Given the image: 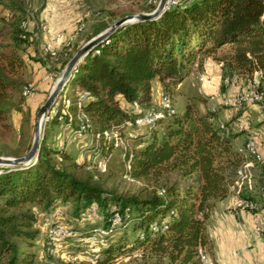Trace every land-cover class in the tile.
<instances>
[{
  "label": "trees",
  "instance_id": "16d2710c",
  "mask_svg": "<svg viewBox=\"0 0 264 264\" xmlns=\"http://www.w3.org/2000/svg\"><path fill=\"white\" fill-rule=\"evenodd\" d=\"M125 1L127 9L111 12H150L159 3ZM28 12L21 0H0L2 122L25 110L23 88L29 81L22 74L27 60L21 50L32 36L23 24ZM112 22L97 23L79 43L64 41L63 52H47L56 57L53 75H61L74 53ZM210 56L220 63L224 78L250 79L259 72L256 88L264 91V0H173L160 15L124 22L88 49L48 111L38 156L28 164L0 165V264H40L36 209L50 210L61 201H72L77 213L97 204L101 223L81 231L89 238L97 227L112 230L115 217L121 218L112 231L98 235L95 264H123L120 256L134 250L151 254L152 262L145 264H214L205 259L215 246L209 220L217 201L238 189L245 162L237 145L242 131L222 125L218 108L202 109L204 94L190 97L181 109L175 106L174 113L153 102L155 79L172 96ZM152 107L158 111L146 116L148 123H136ZM61 121L71 134L92 135L89 161L77 157L68 139L49 140ZM106 130L117 134L106 135ZM115 151L123 156L119 174L141 180L139 191L108 187L94 172L114 174ZM101 160L107 161L105 169ZM246 189L240 197L256 200ZM51 245L46 235L48 264H56Z\"/></svg>",
  "mask_w": 264,
  "mask_h": 264
},
{
  "label": "rangeland",
  "instance_id": "374dc122",
  "mask_svg": "<svg viewBox=\"0 0 264 264\" xmlns=\"http://www.w3.org/2000/svg\"><path fill=\"white\" fill-rule=\"evenodd\" d=\"M21 1L29 11L27 17L24 18L26 20L23 19L24 27L32 33V36L21 50V53L27 60L22 74L24 80L29 81V83L23 88V93L27 95V97L24 96L23 98L25 110L14 111L9 116V119L6 120L7 122L0 121V156H16V151L20 150V152H24L30 144L32 145L37 112L60 77V75L57 77L53 75L56 57L52 55L57 54L58 51H64V41L69 43L72 40L74 44L79 43L85 34L93 31L97 23L101 21L111 22L112 20L114 22V20L122 16V14L115 15L111 11L127 9L125 0ZM81 26H83V30L78 34L77 30ZM58 34H62V36L54 43L53 37L58 36ZM258 73L255 72L254 78L250 79L244 77L237 79L236 76L224 78L220 63L210 56L205 59L202 68L195 70L174 88L172 96L165 93L163 83L155 79L154 103L160 106L161 111L166 109L169 113H174L176 110L175 106L181 109L190 97L196 94H204L207 96V101L200 102L202 109L206 107L218 108L222 125L227 123L232 130L241 129L242 133L237 140V145L244 155L245 162L243 161V164L240 165L236 180L238 185L237 192L240 193L242 187L246 186L248 189H246V192L253 193L257 201L254 199H252L254 201L242 200L247 202L248 209H245L241 201L239 205L240 210L237 209L238 211L234 209L237 203L234 202L231 205V209L236 214L243 211L254 213V216L259 217L256 228L259 225L260 230H262L264 229V199L262 198V188L264 187V124L258 125L257 122L260 119H264V91L256 88L259 87V82H257ZM256 91L261 92L259 100L257 99ZM137 105H135L136 109L139 110L140 108ZM157 111L156 107L146 110L145 115L136 119V123L139 124L141 120L142 124L148 123L145 120L146 116L149 117L150 113ZM161 111H159L160 115ZM239 114H241V119H239ZM237 115L239 116L238 118ZM47 117V114L42 117L41 133L43 134ZM67 127L69 126L65 122L61 121L58 123L52 129L49 140L59 144L62 140L68 139L69 148L77 157L80 160L89 161L93 155L91 148L94 145V139L92 135L88 132L71 134L67 130ZM111 133L117 134V132L105 131L106 135H110ZM252 134L255 135L260 143L255 149L256 154L248 149L250 141L248 138ZM247 140L248 145L245 144ZM110 161L112 165L111 170L114 174L107 176V172H100L97 168L94 170V172L98 173L101 180L105 181L108 187L117 186L120 192L139 191L143 186L141 180L128 179L119 174L121 164L123 163V156L120 151H115ZM100 166L105 169L107 161L101 160ZM127 167L130 168L129 161H127ZM250 184L253 187L252 189L250 188ZM254 187L255 190H253ZM229 207L228 205V209ZM74 208L75 205L72 201H61L57 207L50 210L36 209L38 215L37 227L40 229V233L36 239L35 248L40 264H48L49 262L43 247L46 235L49 243L55 241L54 238H57L55 244L51 245L54 255V259L52 260L56 264L74 262L95 264L101 242L98 235L112 231L114 225L121 219L118 216L115 217L111 227L112 230L102 226L97 227L89 238L86 235H82L81 231H85L89 227L101 223V212L97 210L96 203H93L92 209L82 211L81 213H77ZM54 221L57 222L52 224ZM63 225L69 226L68 232L70 233H53L54 230H60ZM213 255L211 258L210 255L207 256L205 254V259L208 258V262L214 261ZM119 260L123 264H145L148 260L152 262V257L150 253L147 256L146 253L142 255L138 250H134L122 254Z\"/></svg>",
  "mask_w": 264,
  "mask_h": 264
},
{
  "label": "crops",
  "instance_id": "0c3cea01",
  "mask_svg": "<svg viewBox=\"0 0 264 264\" xmlns=\"http://www.w3.org/2000/svg\"><path fill=\"white\" fill-rule=\"evenodd\" d=\"M153 102H155L154 95ZM241 118L240 116L239 119ZM261 124H264V121ZM242 200L243 198L236 190L218 200L212 211L209 230L214 239L215 247L214 261H210L211 263L264 264V229H262L263 231L257 230V216H254V213L250 211L236 214L231 209V205L237 202L234 209L240 210L239 205ZM228 205L230 206L229 209Z\"/></svg>",
  "mask_w": 264,
  "mask_h": 264
},
{
  "label": "water",
  "instance_id": "95a60500",
  "mask_svg": "<svg viewBox=\"0 0 264 264\" xmlns=\"http://www.w3.org/2000/svg\"><path fill=\"white\" fill-rule=\"evenodd\" d=\"M170 0H159L158 6L153 11H138L133 13L125 14L119 18H117L114 22L111 23L107 28L103 31L86 41L69 59L67 64L65 65L62 74L58 78L55 86L50 91L45 102L40 106L37 112V119L35 124V135L31 148L28 152L22 155L16 156H0V164H12V165H20V164H28L33 161L35 157L38 156L40 152V147L43 141V133H41V123L40 120L43 115L48 114L50 107L52 106L55 98L57 97L60 89L63 87L64 82L66 81L69 73L71 72L74 65L81 59L84 53L90 49L95 43L100 41L103 37L109 34L111 31L115 30L120 24L136 20L139 18H147V17H155L162 13L165 9L166 5Z\"/></svg>",
  "mask_w": 264,
  "mask_h": 264
},
{
  "label": "built area",
  "instance_id": "2783aa9c",
  "mask_svg": "<svg viewBox=\"0 0 264 264\" xmlns=\"http://www.w3.org/2000/svg\"><path fill=\"white\" fill-rule=\"evenodd\" d=\"M171 1H173V0H170L169 3H170ZM61 35H62V34H58V36L53 37V38H54V43L57 41V39H58L59 37H61ZM28 91H29V90H28ZM255 93L257 94V99L259 100V98L261 97V92H260V91H256ZM236 96H237V93H236ZM229 98H233V97H229ZM139 124H142V120L139 121ZM248 139H255V145H260L259 140H258L256 137H249ZM245 144H247V141H246ZM239 180H240V179H239ZM239 180H238V182H239ZM242 181H243V179H242ZM239 184H240V183H239ZM242 204L245 206V209H248V207L246 206V202L242 201ZM258 220H259V218H258V216H257V221H258ZM257 229L260 230V226H259V225L257 226ZM64 231H69V226H65V225H63V227H62L60 230H54L53 232H64ZM206 260H207V259H206Z\"/></svg>",
  "mask_w": 264,
  "mask_h": 264
},
{
  "label": "bare ground",
  "instance_id": "6f19581e",
  "mask_svg": "<svg viewBox=\"0 0 264 264\" xmlns=\"http://www.w3.org/2000/svg\"><path fill=\"white\" fill-rule=\"evenodd\" d=\"M62 36V35H61ZM61 37H59L58 39H57V41L60 39ZM256 96H257V94H256ZM147 119L148 118H145V120L147 121ZM40 123L42 124L43 123V118H41V120H40ZM250 137H255V135L254 134H252ZM246 145H248V140H247V144ZM256 147H257V145H255V139H250V141H249V145H248V149H249V151H251V152H253V153H255V149H256ZM256 154V153H255ZM1 165V164H0ZM250 188L252 189L253 187H252V185L250 184ZM247 203V202H246ZM247 206V205H246ZM252 206H254L253 204H252ZM251 206V207H252ZM245 207V206H244ZM53 233H70V232H68V231H64V232H53ZM52 233V234H53ZM54 240L55 241H57V238H54ZM55 241H52L53 242V244H55Z\"/></svg>",
  "mask_w": 264,
  "mask_h": 264
}]
</instances>
